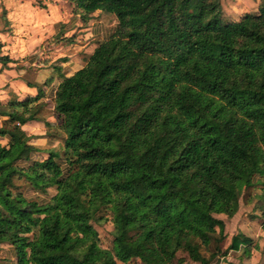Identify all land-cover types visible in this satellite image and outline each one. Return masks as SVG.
Here are the masks:
<instances>
[{
    "label": "trees",
    "instance_id": "trees-1",
    "mask_svg": "<svg viewBox=\"0 0 264 264\" xmlns=\"http://www.w3.org/2000/svg\"><path fill=\"white\" fill-rule=\"evenodd\" d=\"M72 2L85 24L101 12L117 27L61 75L46 159L24 130L43 120L45 90L0 101V257L8 245L14 258L0 264H212L216 216L233 218L264 178V0L230 22L222 0ZM107 221L110 249L95 229ZM242 240L230 249L249 253Z\"/></svg>",
    "mask_w": 264,
    "mask_h": 264
},
{
    "label": "rangeland",
    "instance_id": "rangeland-1",
    "mask_svg": "<svg viewBox=\"0 0 264 264\" xmlns=\"http://www.w3.org/2000/svg\"><path fill=\"white\" fill-rule=\"evenodd\" d=\"M222 6L225 22L243 17L245 11L252 10H232L227 0H222ZM233 11H236V16ZM116 27V16L103 13H94L92 20L85 24L77 15L72 0H0V44L4 45L2 54L13 59L7 72L0 64V97L3 96L2 91H9L5 84L15 79L24 80L34 87L54 89L60 83L61 72L68 76L85 66L98 45L107 40ZM18 75L20 78H13ZM44 117L52 121L49 108ZM55 147L60 149L57 143ZM44 148L36 156L37 159L48 157L47 150L52 147L49 145ZM23 191L28 197H38L30 191ZM55 194L56 190L50 189L47 196L41 195L40 198H51ZM216 218L225 224L222 233L225 240L219 245L220 251H233L230 247L235 237L240 242L248 238L252 242L250 252L255 257H261L259 264H264V232L261 229L264 220V178L257 176L253 185L242 192L239 211L233 218L226 215H217ZM95 229L99 233L101 246L112 248L114 230L111 222L95 225ZM217 231L219 233V229ZM9 247L5 246L0 258L5 259L7 256V260L13 261L14 258L8 252ZM244 247L241 244V248L234 251H242ZM214 250L216 247L212 246L208 251L203 250V254L207 257ZM173 264L200 263L193 262L187 254L179 253Z\"/></svg>",
    "mask_w": 264,
    "mask_h": 264
},
{
    "label": "crops",
    "instance_id": "crops-1",
    "mask_svg": "<svg viewBox=\"0 0 264 264\" xmlns=\"http://www.w3.org/2000/svg\"><path fill=\"white\" fill-rule=\"evenodd\" d=\"M223 1L225 2L226 0H223ZM227 2L229 5H231L230 8L232 10H238V8L239 9L245 8L247 10V8H252L251 11L250 10L245 11V14H250V13L256 14L258 12V7H259L261 0H227ZM249 5H250V7H249ZM96 13H101V12H96ZM233 14L236 16V11H233ZM225 16L226 15H224V17ZM237 17H238V15H237ZM241 18H242V16H239V18L234 19L233 21H239ZM10 23H11V21H10ZM0 46H1V53H2V47L4 45L1 43ZM3 56H8V55H3ZM10 59L12 60V63H13V59L12 58H10ZM9 65L8 66L1 65L3 67V69L5 70L4 72H7L6 70L9 67ZM82 68H80V69H82ZM59 70H61V68H59ZM79 70H76L75 72H77ZM73 74L74 73H72L68 76H71ZM61 75H64V74H62V72H61L60 76ZM52 76H54V75H52ZM17 77L20 78V75L14 76L13 78H17ZM49 78H48V80H50ZM60 81H61V79H60ZM46 85L49 86L50 84H48V82H47ZM5 86L8 87L7 89H9V91L8 92L2 91L3 96L0 97V101H2L3 103H7L12 99L17 100V101H23L28 96H36L38 94V90H37L38 88L43 89L42 87H38V86L34 87L33 85H31L30 83H27L24 80H16V79L11 80L9 83H6ZM56 88H57V86L54 89H50V88L43 89V90H45L46 95H47V103H48L47 108H49V110H51V116H52L51 120L52 121H50L48 119H44L45 117H42L43 120L29 122L28 124H26L24 126V130L27 132V134L29 136L33 137V139L31 140V143L33 145L39 147L40 149H45L44 147H47L49 145H50V147H55V144L50 143L48 141V139L45 138V134H46L45 122L55 123V118H54V114H53V108H54L53 98H54V95L56 92ZM45 112H46V110H45ZM0 124H1V122H0ZM38 136H40V137H38ZM7 143H8V140L0 138V144L6 145ZM37 155H39V154H37ZM37 155L34 156L35 159H37L36 158ZM207 258L210 259V254L207 256ZM261 260H262L261 257H259V258L255 257V255H252L251 252L247 253L245 250H242V251L241 250H239V251L233 250L230 252L221 251V253H217L216 256L213 259H211V263L212 264H259V262ZM133 264H142V263L139 261H135V262H133Z\"/></svg>",
    "mask_w": 264,
    "mask_h": 264
}]
</instances>
